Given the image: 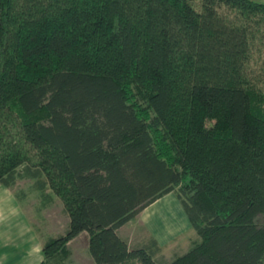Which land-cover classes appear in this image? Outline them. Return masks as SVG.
<instances>
[{"label":"trees","instance_id":"obj_1","mask_svg":"<svg viewBox=\"0 0 264 264\" xmlns=\"http://www.w3.org/2000/svg\"><path fill=\"white\" fill-rule=\"evenodd\" d=\"M24 178L68 216L44 264L82 232L93 264H264V2L0 0V184ZM169 193L197 239L164 260L118 230Z\"/></svg>","mask_w":264,"mask_h":264},{"label":"rangeland","instance_id":"obj_2","mask_svg":"<svg viewBox=\"0 0 264 264\" xmlns=\"http://www.w3.org/2000/svg\"><path fill=\"white\" fill-rule=\"evenodd\" d=\"M255 1L264 2V0ZM257 69L258 66L254 65V70ZM259 72L260 70L256 72L257 77L254 79L255 83L261 84L258 82L261 81L258 80ZM260 78L262 79L263 75ZM5 189L8 190L5 197L6 207L11 206L8 204V200L14 195L15 200L12 204L26 216L25 221H22L21 224H29L32 229L26 239L43 245L47 238L64 233L67 227V215L60 199L50 193L48 189H46V193L51 194L48 201L42 198L40 191L35 188L33 180L28 178L19 179L13 187ZM14 219L18 218H13V232L17 225ZM255 222L262 225L264 216L258 215ZM119 234L130 245L144 244L150 239H155L160 246L157 256L164 260H170L174 256L184 253L191 242L197 239V235L174 193L164 195L143 209L133 220L119 229ZM26 247L27 244L17 239L15 246H12L13 257L20 259ZM68 249L70 254L63 261L64 264H93L88 252L85 232L73 238L68 243ZM19 259L14 260L13 264H18Z\"/></svg>","mask_w":264,"mask_h":264},{"label":"clouds","instance_id":"obj_3","mask_svg":"<svg viewBox=\"0 0 264 264\" xmlns=\"http://www.w3.org/2000/svg\"><path fill=\"white\" fill-rule=\"evenodd\" d=\"M7 191V189L0 188V249L15 246L16 240L19 239L22 243L27 244V247L24 248L18 264H44L43 245L26 239L28 233L32 231L30 225L17 224L15 225V232L11 230L13 218L19 217L23 213L17 206L12 204L15 200L14 195L8 200V204L11 206L7 210L5 209L4 203ZM8 258L9 254L7 252L0 251V264H5Z\"/></svg>","mask_w":264,"mask_h":264},{"label":"crops","instance_id":"obj_4","mask_svg":"<svg viewBox=\"0 0 264 264\" xmlns=\"http://www.w3.org/2000/svg\"><path fill=\"white\" fill-rule=\"evenodd\" d=\"M1 185V184H0ZM2 188H7V187H4V186H2ZM8 206V205H7ZM4 207H5V209L7 210V208L8 207H6V204L4 203ZM22 212V211H21ZM23 214L21 215V216H19V217H16V218H18L17 220L16 219H14V222H16V224H21V222L22 221H25V213L24 212H22ZM66 214V213H65ZM20 219H22V220H20ZM12 224H13V220H12V222H11ZM67 223H68V216H67ZM67 226V225H66ZM121 228V227H120ZM119 228V229H120ZM11 230H13V228L11 229ZM118 232H119V230H118ZM121 236V235H120ZM122 237V236H121ZM125 239V238H124ZM129 243V242H128ZM130 245V244H129ZM133 245H135V244H133ZM132 246V245H131ZM0 251H3V252H7L8 254H9V258L7 259V261L5 262V264H13V261L15 260V261H17L19 258H15V257H13V255H12V247H8V248H3V249H0ZM15 263V262H14Z\"/></svg>","mask_w":264,"mask_h":264}]
</instances>
